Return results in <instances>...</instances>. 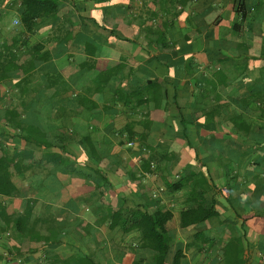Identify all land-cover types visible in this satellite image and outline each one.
<instances>
[{
  "label": "trees",
  "instance_id": "trees-1",
  "mask_svg": "<svg viewBox=\"0 0 264 264\" xmlns=\"http://www.w3.org/2000/svg\"><path fill=\"white\" fill-rule=\"evenodd\" d=\"M109 1L111 0L98 1L96 13L102 8L107 9L111 4ZM116 1L115 6L131 9V3L125 5L128 0ZM193 1L172 2V6L180 7L179 12L173 14L172 20L158 21L154 13L149 19H143L142 23L140 18H135L132 20V27L137 28L138 34L125 35L119 27L111 28L104 17L100 21L98 15L88 18L80 14L79 22L74 21L70 15L61 16L57 0H21L23 13L18 28L22 29L14 38L25 36L19 41L28 49L30 60L21 63L16 49L18 40L14 39L11 44L3 45L0 49V85L12 80L13 74L22 76L14 85L24 95L19 98V105L27 106L25 96L30 78L37 75L36 62L47 61L51 55L50 52H42L45 47L41 43L29 46L27 35H23L22 31L33 33L48 21L52 23L54 34L59 33L52 38L56 40V44L67 48L69 43L81 40L80 37L87 38L84 48L88 56L79 65L80 70L90 73L98 69V82L105 85L111 83L124 67H97V60L93 59L97 53L96 40L83 31L86 26L89 27L88 23H93L108 33L106 40L100 39V44L134 45L140 44L143 37L146 45H157L154 50L144 51L147 57H151L153 53L164 54L163 58L168 61L172 59L171 55L181 56L178 62L164 63L168 74L164 84L150 80L134 91V97L129 95L119 99L127 107L148 109L143 124L145 132L140 137L135 131H130L127 140L120 144L135 142L137 136L140 137L141 145L136 150L133 149V155L140 160L141 166L136 172H131V168L127 171L128 186L124 189L137 195L144 190L142 179L146 175L152 177L168 174L174 177V182L165 186L172 194L184 193L185 208L180 212L181 228H202L186 249L200 247L198 250L202 252L208 243L217 242V237L212 236H215L221 219L226 214V210L223 212L220 208V197L232 208L235 207V199L228 197L224 189L231 191L242 185L248 192H253L256 187H264V20L259 34L248 38L245 34V28L254 27L259 15L264 17V0H233L229 11V15L233 17L230 18L217 13L218 3L215 1L205 11L194 8ZM188 11L192 12L185 17ZM157 21L158 31L153 28ZM180 23H184L186 28L181 27ZM227 23H230L229 27L226 26ZM77 25L86 35L74 32ZM141 28L148 30L141 35ZM224 29L237 39V48L229 46V50L223 49V43L229 45L230 42L229 34L223 35ZM256 38L260 39V47L254 52L252 49ZM206 41H212L214 45L205 50ZM66 50L70 53L68 48ZM133 51L130 52L135 53V49ZM196 55L206 56V65L199 62ZM68 58L73 62L71 54H68ZM30 75L32 76L29 78ZM180 78L191 81V96L198 106L200 102L208 101L207 97L210 95L218 93L213 104H205L206 107L211 106L209 111L194 120L202 146H193L189 134V125L192 123L177 101L180 91L188 94L191 89L186 85L181 90ZM52 79L56 80L54 77ZM120 94L124 95L121 89L115 96L118 98ZM37 104V125L30 124L17 109H8L0 115V261L9 264L14 260H21L20 257L34 254L39 249L33 248V245L62 243L63 235L69 233L70 228L67 230L66 226L51 225L50 212H46L48 215L43 212L38 215L36 212L39 204L43 205L49 200L45 193L57 195L51 188V178L47 177L45 171L50 174L51 170L64 166L71 176L84 180L86 186L94 189L91 198L87 199L91 203V214L100 215L103 222H109L110 231L117 230L126 235L138 234L140 248L156 254L154 264H182L184 251L177 250L173 253V240L167 227L174 219V212L161 207L160 198H143V195H139L142 204H137L117 190L105 172L106 163L103 164L108 159L110 163L107 165L121 167L116 148H102L96 143L98 130L91 127L90 121L83 124L86 126L77 125L82 124L77 112L83 108L90 111L95 104L79 95L68 100L42 97L37 100ZM171 110L177 111L178 115L172 116L175 130L167 131L166 137L173 139L175 133H182V138L188 143V152H192L191 156L200 166L179 160L180 152H177L178 149L173 144L159 149L148 144L154 122L169 118ZM159 112L167 116L157 119L156 113ZM210 125L215 126L226 141L233 142L240 148L238 160L225 157L222 160L219 152H211L209 149L208 154H203L205 141L201 137V131L211 132ZM15 140L21 144H15ZM221 169V181L224 182L222 186L215 178V171L221 172ZM247 198L246 203L251 204ZM234 213L237 217L235 210ZM84 230L87 231V228ZM20 262L23 263L22 260ZM52 263L97 264L92 256L81 257L77 254L62 262L56 260ZM232 264H236L235 259Z\"/></svg>",
  "mask_w": 264,
  "mask_h": 264
},
{
  "label": "crops",
  "instance_id": "crops-1",
  "mask_svg": "<svg viewBox=\"0 0 264 264\" xmlns=\"http://www.w3.org/2000/svg\"><path fill=\"white\" fill-rule=\"evenodd\" d=\"M57 1L60 4L61 16L70 15L74 21L79 22L78 16L80 14L88 18L98 15L100 21L104 17L111 28L117 26L125 35L138 34L137 28L132 27V20L135 18H140L142 23L143 19H149L152 13H154L158 21L160 19L172 20L174 18L173 14L178 13L180 10V7L171 5L175 0H128V3H125V5L131 3V9L115 6L117 1L111 0L109 1V4H111L107 9L102 8L97 13L95 11L96 8L98 9L96 3L100 0ZM214 1L218 3L216 7L219 15L227 18L233 17V15H229L233 0H194L193 6L200 11H205L213 5ZM191 12L188 11L185 17H188ZM22 13L21 0H0V49L6 43L11 44L15 39L14 35L16 36L17 32L18 34L20 33L22 28H18V26L20 25ZM262 20H264V17L259 15L254 27L245 28L247 38L260 33L263 26ZM158 21L153 27L157 31ZM51 24V21H48L33 33L22 31L23 35H27L29 46L33 47L41 43L45 47L42 52H50L51 56L47 61L36 62L37 75L33 77H31L32 75L29 76V78L31 77L29 81L30 85L25 96L27 106L19 105V98H22L24 95L14 85L22 76L13 74L12 80L0 85V99L2 100L0 103V115H3L8 109H17L18 112L25 115V119L30 124L37 125L36 114L39 113L37 100L39 98L68 100L79 95V97L91 100L95 106L90 111L86 108H79L80 110L77 112L79 114L78 120L82 124L77 125L86 126L83 124L90 121L91 127L94 126L98 130L96 143L102 148H116L121 167L118 168L117 165L111 164L107 165V163H110L107 159L103 163H106L105 172L117 190H120L123 195H127L131 199V202L142 204V195L143 198H149L152 192L160 186L172 184L174 177L168 174L152 177L146 175L142 179L144 190L141 193L138 192L137 195L132 194L131 190L124 189L128 186L129 175L127 171L131 168V172H136L141 166L140 160L133 155V152L141 145L139 139L141 134L145 132L143 124L148 109L127 107L119 99L127 98L129 95V97H134V91L142 87L147 81H157L164 84V80L168 77L164 63L178 62L181 56L175 57V55H171L172 59H167L169 62L163 58L164 54L159 55L157 53L158 55H155L153 53L151 57H147L144 51L154 50L157 48V45L151 44V47L146 45L143 42L145 40L143 37L140 39V44L134 45L125 43L116 45L114 43L113 46L100 44V39L106 40L105 38L108 36V33L99 29L95 24L88 23L89 27L86 26L83 31L96 40L95 49L97 53L93 59L97 60V67L114 68L120 65L124 67L111 80V83L105 85L98 82V69L90 73L80 70L79 65L86 61L88 56L84 48L87 38L80 37L81 40L69 43L67 48L70 50V53H67L65 46L56 44V40L52 39L55 34L59 35V33L55 32L54 34ZM180 26L186 28L184 23H180ZM226 26L229 27L230 23H227ZM227 29H224L223 35L227 36L229 34L228 39L230 42L229 45L224 42L223 49L229 50V46L237 48V39ZM147 30L141 28V35L145 34ZM74 32L86 35L81 32L79 25L75 27ZM24 38L25 36H22L15 40L22 41ZM21 41H19L16 49L22 63L27 60L29 61L30 56L28 55V49L21 45ZM211 42H205V50L214 45ZM218 45L221 46V43H218ZM259 47L260 39L256 38L252 51L255 52V49ZM133 49H135V53H133ZM68 54L74 57L73 62L69 61ZM196 58L203 65H206V56L196 55ZM53 77L56 79L55 81L52 79ZM179 80L181 82L179 86L181 90L186 85L191 88L188 94L180 91L177 100L179 107L185 109V115L190 120V123H192V125H189V134L193 146H202L197 137L198 128L196 126L197 123H195L196 125L194 124V120L205 114L207 110L209 111L211 106L206 107L205 104H213L218 93L210 95L207 97L208 101H202L198 106L193 101L194 97L191 96V81L185 78H180ZM119 88L124 95L120 94L117 98L115 95L119 92ZM222 93L223 91L220 94L222 95ZM223 97L226 98L224 94ZM90 106L89 104L88 107ZM72 107L73 105H71ZM169 115L171 118L167 117L166 120L162 119V121L157 120L154 122L148 144L157 149L165 146L169 147V145L173 144V147L178 149L177 152H180L178 155L179 160L186 163H197L190 154L192 152H188V143L182 138V133H175L173 139L166 137L165 133L167 131L175 130L171 119L172 116L178 115V112L171 110ZM166 116L162 112L156 113L157 119L158 117L165 118ZM211 129L212 131L209 133L201 131V137L205 141V144H203L205 145L203 154L209 149L211 152H219L222 160H224V157L226 159L238 160L240 148L233 142L226 141L222 133H219L215 126H212ZM130 131H135L140 137L137 136L135 142L120 145L127 140ZM15 144L21 143L15 140ZM91 164L95 167L94 163ZM198 166H200V163ZM222 172L223 169H221V172L215 171V178L220 183L217 182L220 186L224 185V182L221 181ZM45 174L49 179L51 178V188L57 195L49 192L45 193V196L49 200L45 201L43 205L39 204L36 212L38 215H41L42 212L48 215L46 212H50L51 225L59 224L60 226H66L68 227L67 230L70 228V231L68 234L64 233L62 243L33 245V248L39 249L34 254H26L24 257H20L23 263L20 262L21 260H14L9 264H53L52 262L56 260L62 262L75 254L81 257L86 255L92 256L97 264H154L156 254L151 250L140 248V236L138 234L126 235L117 230L110 231L108 228L109 222H103L100 215L91 214V203L87 199L91 198L94 189L86 186L84 180L71 176L64 166L51 170L50 174L45 171ZM17 181L19 182V179ZM134 188L135 185L132 186L133 190ZM165 188L166 192L161 196L159 204L161 207L171 209L174 212V219L167 227L173 240V253L175 254L177 250L184 251L185 258L182 260V264H232L234 259L236 264H264V187H256L253 192H248L242 185L237 186L231 191L224 189L228 197L235 199V207L232 208L223 197H220V208L223 212L226 210V214L221 219L220 228L215 236H212L217 237L215 240L217 242L215 244L208 243L202 252L198 250L200 247L186 249L188 244H192L196 234L202 231V228H199V230H185L181 228L180 212L185 208L184 193L172 194L168 187L165 186ZM245 198L250 199L251 204L249 202L246 203ZM116 207L117 202L115 203ZM234 210L237 213V217H235ZM52 216H55V218L53 219ZM84 228H87V231ZM207 233L205 230V234ZM0 264L3 263L0 261Z\"/></svg>",
  "mask_w": 264,
  "mask_h": 264
},
{
  "label": "built area",
  "instance_id": "built-area-1",
  "mask_svg": "<svg viewBox=\"0 0 264 264\" xmlns=\"http://www.w3.org/2000/svg\"><path fill=\"white\" fill-rule=\"evenodd\" d=\"M166 192V188L164 186H160L158 189L152 192L151 197L153 199L161 198V196Z\"/></svg>",
  "mask_w": 264,
  "mask_h": 264
}]
</instances>
